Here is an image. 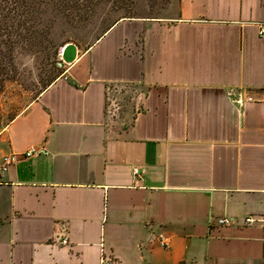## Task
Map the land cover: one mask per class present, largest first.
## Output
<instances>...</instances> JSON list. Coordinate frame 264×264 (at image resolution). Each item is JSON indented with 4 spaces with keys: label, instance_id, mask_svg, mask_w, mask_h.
<instances>
[{
    "label": "crops",
    "instance_id": "obj_1",
    "mask_svg": "<svg viewBox=\"0 0 264 264\" xmlns=\"http://www.w3.org/2000/svg\"><path fill=\"white\" fill-rule=\"evenodd\" d=\"M177 5L67 45L63 77L0 128V264H264V230L242 225L264 216V0Z\"/></svg>",
    "mask_w": 264,
    "mask_h": 264
},
{
    "label": "rangeland",
    "instance_id": "obj_2",
    "mask_svg": "<svg viewBox=\"0 0 264 264\" xmlns=\"http://www.w3.org/2000/svg\"><path fill=\"white\" fill-rule=\"evenodd\" d=\"M178 2L179 0H172L164 10L150 13L147 1L140 0L137 2V16L153 19L173 18L177 15ZM125 17L130 16L113 10L110 6H103L96 16L84 22L72 25L61 21L51 36L53 46L49 49V59L45 58V52L40 53V49L33 52L19 50L15 53V64L9 74L14 80L7 83L0 96V128H4L33 99L40 96L49 78L55 77L60 71L63 72L60 78L63 77L66 65L63 59L58 57L60 49L71 45L77 47L80 54L94 45L120 20L135 19ZM137 96L134 87L116 88L108 99V117L123 120L133 109Z\"/></svg>",
    "mask_w": 264,
    "mask_h": 264
},
{
    "label": "trees",
    "instance_id": "obj_3",
    "mask_svg": "<svg viewBox=\"0 0 264 264\" xmlns=\"http://www.w3.org/2000/svg\"><path fill=\"white\" fill-rule=\"evenodd\" d=\"M139 1L0 0V96L7 83L14 80L9 74L15 64V53L19 50L33 52L40 49V53L45 52V58L49 59V49L53 46L51 36L61 21L72 25L84 22L96 16L103 6H110L113 10L130 16L125 18L138 19ZM144 1H147L149 12L152 13L164 10L172 0ZM62 73L60 71L55 77L49 78L43 91L57 81Z\"/></svg>",
    "mask_w": 264,
    "mask_h": 264
},
{
    "label": "built area",
    "instance_id": "obj_4",
    "mask_svg": "<svg viewBox=\"0 0 264 264\" xmlns=\"http://www.w3.org/2000/svg\"><path fill=\"white\" fill-rule=\"evenodd\" d=\"M259 34L264 37V22L260 23L259 25ZM67 46L63 47L62 49H60L59 53H58V57L60 59H63V55H64V51L66 49ZM38 152H41L39 150H36L35 148H31L29 149L25 154H23L22 156L24 158L30 157L32 156L34 153L37 154ZM21 156H19V154H15L12 153L6 157L3 158V162L1 163V168H2V172H6L10 166H12L15 162H17L20 159ZM133 173L135 176L139 175V169L135 168L133 170ZM235 220L233 218L230 217H221L218 218L216 220H213L212 218L209 221V225H216L218 228L224 227V226H231L232 224H234ZM242 225L249 227V226H253V225H260L262 227V229L264 230V216L260 215V216H245L243 218L242 221ZM151 242H156L159 244L160 247H162L163 249H168L170 248V245L167 241V239L165 238L163 233L157 234L152 236L151 238ZM60 243L62 245H69V241L66 237L62 238L60 240ZM101 264H116L114 262V260L112 259H104L103 262Z\"/></svg>",
    "mask_w": 264,
    "mask_h": 264
}]
</instances>
